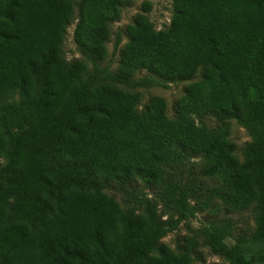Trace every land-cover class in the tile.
I'll return each mask as SVG.
<instances>
[{"label": "trees", "instance_id": "trees-1", "mask_svg": "<svg viewBox=\"0 0 264 264\" xmlns=\"http://www.w3.org/2000/svg\"><path fill=\"white\" fill-rule=\"evenodd\" d=\"M132 2L0 0V264H194L202 244L230 258L228 217L158 246L213 202L252 208L251 237L264 236V0H172L159 30L141 0L112 71L99 62ZM73 22L81 58L68 60ZM200 69L172 118L160 96L138 107L136 89L157 82L138 72L178 82ZM232 120L250 134L242 160Z\"/></svg>", "mask_w": 264, "mask_h": 264}, {"label": "rangeland", "instance_id": "rangeland-1", "mask_svg": "<svg viewBox=\"0 0 264 264\" xmlns=\"http://www.w3.org/2000/svg\"><path fill=\"white\" fill-rule=\"evenodd\" d=\"M151 3L152 7L147 15L154 24V27L157 30L168 27L172 17V0H151ZM140 4L141 0H133L130 5L122 8L120 18L111 24L110 38L106 43L107 56L104 60L99 62L101 66H108L112 71L118 69L120 53L127 41L126 27L131 23L134 15L141 11ZM75 25L76 22H73L68 27L67 38L64 43L65 56L68 60L81 58V54L73 40ZM117 35L120 36V42L118 46L115 47ZM201 74L202 70L200 69L192 80L165 82L145 70L138 72L134 76V79L149 76L157 81L155 85L148 88L136 89L141 94L138 107L142 108L152 96H160L166 102V113L168 117L172 118L175 112V103L177 99L183 95L185 86L192 81L199 80ZM205 123L210 127L219 124L214 118L206 119ZM228 138L235 146V154L242 160L243 149L250 141L249 131L232 120L228 123ZM191 161L198 163L200 158H193ZM4 164L5 160L0 159V167ZM206 182L209 186L214 184L211 180H206ZM139 186L142 187L141 184ZM145 192L151 197V189H145ZM117 200H119L118 197ZM192 203L193 201L191 204ZM224 217H228L234 222L233 235L225 241L230 250V258L214 255L207 246L202 244L193 255L194 264H230V261L243 264H262L264 236L260 238L251 237V232L254 228L252 208L230 212L219 203L213 202L207 209L190 214L174 231L160 239L158 246L166 245L172 250H176L178 246L183 244L184 237L190 235L192 230L203 229L207 227L210 222L217 221Z\"/></svg>", "mask_w": 264, "mask_h": 264}]
</instances>
